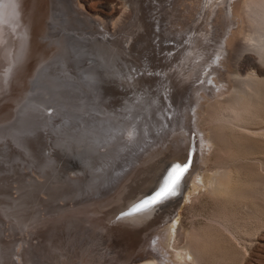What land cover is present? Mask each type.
Instances as JSON below:
<instances>
[{"label": "rangeland", "instance_id": "374dc122", "mask_svg": "<svg viewBox=\"0 0 264 264\" xmlns=\"http://www.w3.org/2000/svg\"><path fill=\"white\" fill-rule=\"evenodd\" d=\"M158 1L161 6L164 5V8L169 6L161 10L164 15L162 23L156 19L158 16L156 9L147 7L148 0L142 2L144 7L142 18L146 24L145 27L150 30L148 41L151 40L149 42L155 45L161 40L164 46L170 43L175 48L169 49V51L168 49L162 50V56H166L167 59H158L160 52L157 49V57L154 55L153 60L146 64V57L143 56L147 52L143 47L147 46L145 43V45H142V53L140 55L134 53L136 57L133 56L131 57L132 60L128 61L132 72H135L136 68H139V70L153 68V72L159 74L161 70H169L171 67L174 71L177 70L178 65L191 59V57H189V60L184 59V56L192 55L193 60H190L188 64L192 66L191 68L196 63H201V61L207 59V64L213 62L219 67L223 65L222 68H227L232 73L229 83L219 84L220 89L224 91L221 95L208 96L206 91L200 87L204 83V72L201 71V74L196 73L193 78L183 82L188 84L186 90H181L184 97H175L176 107L178 105L180 107V104L188 101L189 108L187 109L191 115L187 128L179 130V132L182 131V135L188 139H190V133H194L193 139L197 137L199 142L203 134L206 135V138H213V143L207 141L204 148L199 147L200 144L198 145V143L195 144L197 150L195 153L201 154L198 155L195 163V169L197 168L195 174L194 171L189 174L175 203L165 210H160L159 216L156 218L158 220L164 213L169 212L167 219L160 226L152 225L135 236L128 230L136 224L140 225L139 223H142L141 220L143 219H136L130 215L123 216L125 215L123 211H113L115 213L113 214L112 210L126 201V198L121 195L120 188H123L124 184L132 178V173H135L144 165L148 164L150 167L159 161L158 159L151 162L158 155L157 151H152L150 154L145 151L140 153L143 155L140 156L141 161L133 164L132 173L129 176L127 175L128 177L121 182L119 190L112 189L111 203L104 198L90 202V200L100 197V192V194H91L90 197L86 196V201L83 202L79 200L80 197L71 198L73 201L68 200L65 202L66 200L54 198L55 196L44 198L43 195H46L43 192L45 182L42 184H40V181L33 183L38 188L34 193H31L33 192L30 190L31 185L27 183L34 175L37 176L35 169H38V166H44L46 162H49V160H44L46 150V154L49 151L53 153V150H50L49 147V138L46 139L47 146L42 141L40 134L32 139L26 138V148L22 149L23 152L16 147V143H13V139L9 136L2 137L0 139V264H165L164 259L158 261L154 257L155 255L160 257L162 254L167 258L171 257L175 261L181 262V264H264V94L262 95L263 98H260L261 100H257L258 102L261 101L259 104L257 101L253 105L248 104V109L242 110L238 118H230L234 110H232L231 103L237 95V90L243 87L244 83L242 81L251 74L264 79V63L258 59L257 48L243 39L242 32L236 33L234 36L231 35L230 50L219 54L222 56L227 52L226 56L222 57L217 55L222 40H218L221 39L217 37L220 34H216L214 29L213 33H215L213 35H217L215 38L212 40L197 39L196 41L200 43L195 44H192L190 40L195 35L188 33V30L182 34L172 33L169 28V22L172 21V13H169V8H172L173 0ZM152 2L156 4L157 1L152 0ZM59 3L61 5H56L59 6V10H55V19L50 23L52 25L50 29L51 36L66 39L68 46L60 51L55 60L51 61L53 57L49 58V63L47 62L48 64L43 69L41 76L34 79L33 86L35 89L33 87L32 91L34 96L30 97L31 100L27 106L26 102L24 103V108L18 115V118L20 115L23 117L21 121L18 119L19 122L11 133L17 130H33V134H37V130H39L37 128L44 126V121L51 120L52 115L55 113L59 115V120H57H62V125L74 121L81 122L85 117L91 118L96 103L105 97L106 92L101 89V84L98 82L97 68H88L93 65V60L90 58L92 53L90 45L92 43L87 41L89 44L88 50L86 49L87 42L80 41L78 37L86 36L90 41L98 36L103 38V33L98 34L95 31L105 33L104 30H106L105 35L107 38L111 42H116L117 40L111 37V33L115 32L114 35L117 36L121 31V28L118 27L122 26L115 27L110 23L111 21L110 24L105 22L102 16L98 14V18L104 21L103 25L106 29H102L94 22L93 25L95 26L90 27L86 24L89 23L86 13L83 14L82 10L77 8L76 0H68L67 7H64L61 2ZM84 3L88 10L93 13L99 12L116 19L122 15L121 21L124 20L123 25H126L124 30L127 26L132 28L130 22L134 20L131 19V9L129 8L124 12L121 0H84L83 5ZM107 3L110 4L107 5ZM70 7L76 11L74 13L69 11ZM123 12L127 15H124ZM199 21L196 20L197 25L195 22L192 25L194 27L199 26V23H201ZM246 25L247 21L242 26L241 31L246 28ZM249 26L253 31L257 27L251 24ZM93 32L94 34H92ZM97 34L98 36H96ZM168 39H171L172 42ZM179 41H182V44L177 47ZM61 42L56 43L61 44ZM190 44L191 50L184 47L186 45L190 46ZM146 46L145 48H148ZM202 48L204 49L205 56L203 57L205 58L198 57V55L195 57L194 52L192 54V51L196 52ZM176 51L178 52L176 53ZM175 54L178 55L172 57ZM99 57L103 60L102 56ZM172 59L175 61L172 62ZM130 61L132 65L134 63L133 66ZM43 62L44 60L41 61V64ZM207 64H203L200 70L203 67L204 70L209 71V64ZM196 69L193 68V74ZM173 73V79L178 77L176 76L177 72L176 75ZM213 75L208 76L206 83L207 85L213 84L216 92L218 87L211 79L214 78ZM104 76L107 77L105 73ZM109 77L112 79L111 76ZM110 78L107 77L106 79ZM241 79L243 80L241 81ZM115 83L112 81L110 85L116 86ZM164 83L167 82L162 83V80H154L153 83L147 85L153 87V89H158L160 99L156 100H161L162 110L166 116L170 117L171 113L167 110L170 104L165 95V91L169 90V87L167 88V84L166 89H164ZM221 86L226 88H221ZM195 87L197 88L196 91ZM262 89L264 91V86ZM108 95L111 96L112 94L109 93ZM28 96L29 91L27 90V98ZM24 97L26 98V96ZM162 97L165 98L164 102H162ZM152 105L155 109L157 108L155 122L152 124L154 130L157 118L162 123H164V119L158 110L160 107L158 102L153 101ZM147 109L146 107L145 110ZM69 110L70 112L67 113ZM180 110L179 108L177 111L178 117L181 116L182 111H185L184 107L181 112ZM31 111H33V114H30ZM39 113L43 118H40ZM46 115L51 118L49 116L46 118ZM146 115L148 119L151 118L148 112H146ZM241 115H243V118ZM13 118L14 116L9 120ZM3 122L5 121H0V124ZM14 123H3L1 127H9ZM52 125L55 126L52 123L49 126L52 127ZM130 126H134V123H131ZM158 127L160 129L161 125ZM160 131L162 132V130ZM141 133L140 135L144 137V141H148V133L144 130H141ZM173 135L161 146L162 151L167 149L169 145L171 146L172 143H179L181 149L183 146L182 141L177 142L176 140L181 137V134L179 133L180 136L178 135L175 138L172 137ZM133 137L137 138L136 135L132 134L131 138ZM69 139L72 140L73 138L69 137ZM182 139L183 137L180 138V140ZM3 141L12 142L14 150L11 151ZM75 141L79 143L78 140ZM111 141L112 139L108 143ZM141 143H144L143 140H141ZM63 144H67L66 141H63ZM3 148L11 151V154ZM18 153L23 156L19 157ZM167 160V158L164 159V161ZM71 165L75 169L71 167L68 174L71 170L73 172L77 171L76 166L78 167V163H71ZM155 171L156 168L149 169L143 177L150 180ZM218 172L222 174L225 172L223 176L221 175L223 178L225 176L224 179L222 178L225 183L230 180V183L222 185V192L221 189L218 190L220 192H214L211 190V185L206 184L208 176ZM142 178H136L132 181L129 190L142 182ZM191 178L193 179L191 180ZM147 183H149L148 180ZM29 214L31 216L27 217ZM121 215L128 218L131 227H127L123 219L119 218ZM137 237L141 240H135L136 245L129 246V240L137 239ZM174 243H177L178 246L174 247ZM191 243H194V248L197 247L196 250L192 248ZM171 263L173 262L171 261Z\"/></svg>", "mask_w": 264, "mask_h": 264}, {"label": "bare ground", "instance_id": "6f19581e", "mask_svg": "<svg viewBox=\"0 0 264 264\" xmlns=\"http://www.w3.org/2000/svg\"><path fill=\"white\" fill-rule=\"evenodd\" d=\"M67 1L68 0H0V121H5L3 122L5 124L15 122L9 127H1L3 123L0 124V139H2V137L9 136L11 139H13V143H16V147L23 151L24 148H26V138L32 139L34 136L36 137V135L40 134L41 139H43L42 141L46 144V146V139L49 138V147L50 150H53V153L52 151H49V153L46 154V150L44 154V160H49V162H46L44 166H38V169H35L37 176L34 175L27 183L31 185L30 190L33 191L31 193H34L38 188L36 185H33V183L40 181V184H42L45 182V188L43 192L46 193V195H43V197L46 198L47 196H55L54 198L66 200L65 202L68 200L73 201L72 199L75 197H80L79 200H82L81 202H83L86 201V196L90 197L91 194H97L100 192L101 196L97 199L90 200V202L104 198L107 199L109 203H111L112 189L119 190L121 182L132 173L131 171L134 168L133 164H135L137 161H141V157L143 155L140 153L145 151L147 154H150L152 151H157L158 155L151 162L158 159L159 161L150 167L148 164L142 166L138 171L132 173V178L124 184L123 188H120V192L122 191L121 195L126 198V201L116 206L112 210V213L113 211H123L124 213H129L132 211H130L131 206L138 198L159 185L166 169L173 161H177L180 164V162L186 159L189 143H192L193 147H195V144L198 143V145L200 144L199 147L202 146L203 148L205 147V143L207 141L213 143V138H206V135L203 133L200 143L199 138L195 137V139H188L182 135V131L179 132V130H184L187 128L189 125V118L191 117L187 109L189 108L188 101H184L182 104H180V107L179 105L176 107L175 103V97L178 98L179 96H182L181 90H186L188 88V84H184L183 82L193 78L196 73L201 74V71H203L204 83L200 87L206 91L208 96H215L216 94L221 95L224 93V91L223 89H220L219 84H223L224 82V84H226V82L229 83L232 73L227 68H222L223 65L220 66L222 69L213 62H210V64L208 63V65L206 63V59L201 61V63H196L193 68L197 69L193 74V68H191L192 66L188 65L189 61L193 60L192 55L187 57L184 56V59L189 60V57H191V59L188 62H184V64L181 63L180 65L182 66L177 64L178 68L174 71H172L171 67L169 70H161L159 74L153 72V68L148 70H139V68H136V71L132 72L128 61L132 60L131 57L134 56V53L137 55L142 53V45H145V43L147 44L148 48H145L146 45L143 46L147 52H145V55H142L146 57V64L153 60L154 55L157 57V49H159L160 52L158 59H165L166 56H162L161 54L162 50L168 49L169 51V49L175 48L174 45L169 43L171 39H168L170 40L169 42L167 41L169 44L165 46L162 44L161 40L155 45L149 42L151 40L148 41L150 30L145 27L146 24L142 18L144 12L142 2L144 0H121V3L123 4V11L125 10L124 12H126V10L130 8L132 15L131 19L134 20L130 22L132 24H130L132 28L127 26L126 30H124V27L126 26L123 25L124 20L123 22L121 21L123 18L122 15L116 19L115 17H109L99 12L93 13L88 10V8L85 6V3L83 5L84 0H76L77 8L81 9L83 14L86 13V16L89 20V23L86 24H88L90 27L95 26L93 25L94 22L104 29V21L107 23L111 21L110 23H112V25L115 27L119 25L122 26L118 27L119 29L121 28V31L117 36L114 35L115 32L111 33V37L117 40L116 42H111L110 39L107 38L105 35V33H107L106 30H104L105 33L103 31L100 32L94 30L95 33H103V38H100L98 34L96 35L98 37H95V39L91 41L86 36L78 37V39L84 43L87 41L92 43L90 45V49L92 51L90 58L93 60V65L89 66L88 68H97L96 74L99 77L98 82L101 84V89L106 92L105 97L102 96L104 97L103 100L96 103V106L93 108L91 113V118L85 117L81 122L74 121L66 125H62V120L58 121L59 115L55 113L52 115L51 120L47 119L44 121V126L37 128L39 129L37 130V134H33V130H17L11 133V131L16 128L17 123L19 122L18 119L21 121L23 117L20 115L18 118V115L24 108V103L26 102L27 106L31 100L30 97L34 96L32 93L34 87L33 84L35 81L34 79L41 76L43 69L49 63V58L53 57L51 61L55 60L60 51L66 49L68 46V41L66 39H60L57 36H51L50 31L52 26L50 23L55 19V10H59V6L57 7L56 5H61L59 3L61 2L64 7H67ZM155 1H157L156 4H153L152 0H148L147 7H153L156 9V14L158 15L156 19L162 23L164 20V15L161 10L168 8L169 6L164 8V5L161 6L158 0ZM109 4L110 3H107V5ZM69 11L74 13L76 10L70 7ZM169 13H172V21L169 22L170 26L168 25L170 31L175 34H182L184 31L188 30V33H191V35L194 34L197 36L195 37L193 35L194 37L190 39L192 44L197 43V39L201 40L203 38L204 40H212L215 38V36H217L213 35L215 33H213V29L214 31L216 30V34H220L217 37L221 38L218 40H222L221 46L219 45L218 50L214 49L218 51L217 55L227 50V52H229L231 35L234 36V34L242 32L244 35L243 39L257 48L258 59L264 63V0H173L172 8H169ZM98 14L102 16L104 21L98 18ZM124 15L127 14L124 13ZM196 20H200L199 22L201 23L199 24L201 26H196L198 23H196ZM246 21V28L241 31V28H243L242 26L246 23ZM193 22L196 23V27L192 25ZM250 24L257 26L254 31L249 28ZM202 25L204 26L202 27ZM84 27L86 26L84 25ZM198 27H200L201 30L198 29ZM92 34H94V32ZM56 42H61V44H57ZM179 42L177 43V47L182 44V41L180 43ZM173 43L175 42L173 41ZM214 43L216 44L217 42ZM86 45V49L89 50L88 42ZM184 47H187L189 50H191V44L190 46L186 45ZM193 50H195V48ZM177 52L178 51H176V53ZM227 52H225V55L222 56H226ZM192 54L195 55V57L196 55H198V57L205 56L203 48L198 49L196 52L192 51ZM176 55L178 54H175L172 57H175ZM99 56H102L103 60ZM135 57L136 56H134V58ZM43 60L44 62L41 64V61ZM96 60L102 63H99ZM174 61L175 60L172 59V62ZM130 64L132 65L131 61ZM203 64H207L209 66V71L204 70L203 67L200 70ZM172 72H174L175 75L178 73L176 75L178 77L173 79L174 75H172ZM104 73L108 78L111 76L112 79H106L107 77L105 78ZM211 74H214V78L212 77L211 79L216 84V87H218V91L216 92L214 90L215 86L213 84L207 85L206 83L208 76ZM162 75L163 78H166L163 79ZM154 80H162V83L167 82L166 84L164 83V89H166L168 84L167 88L169 87V90L167 89L165 91V95L167 96L166 99H168L170 104L167 109L171 113L170 117L166 116L162 110V103H160L161 100H156L160 99L158 89H153V87L147 85L149 83H153ZM178 80L180 82H177ZM242 80L243 79H241V81ZM112 81L116 82V86L110 85L112 84ZM242 82L244 83L243 87L240 90H237V95L235 93L236 96L233 98L231 103L232 110L234 109L233 112L231 111L232 113L230 115V118L232 119H235L236 117L238 118L242 110L248 109V104L253 105L254 102L263 98V78H260L255 74H251L248 75V77ZM143 86H145L146 89H142ZM221 88L226 87L221 86ZM27 90L29 91L28 98ZM196 90L197 88L195 91ZM107 91L109 92L107 93ZM109 93L112 95L109 96ZM24 96H26V98ZM162 98V102H164L165 98ZM153 101L158 102V105L160 106L158 110L164 119V123H162V121L157 118V124L155 123L154 125L156 130H153L152 126V124L155 122V111H157V108L155 109L152 105ZM259 102L257 101L258 104ZM146 107L148 108L147 110H145ZM183 107L185 111H182ZM179 108L181 109L180 112H182L181 116L178 117L177 111ZM145 111L148 112L149 116L151 117L150 119H148ZM249 111L251 110L249 109ZM69 112L70 110L67 113ZM39 115L40 118H43L41 113H39ZM13 116L14 118L9 120ZM48 116L49 115H46L45 117L48 118ZM242 116L243 115H241V117ZM51 123L56 127L53 125L50 127L49 125ZM131 123H134V126L131 127ZM159 125H161L160 129L158 127ZM57 126L59 127L57 128ZM133 129L135 131H132ZM141 130H144L146 133H148V141H144V137L140 135L142 134ZM160 130H162V132ZM179 133L183 139L180 140L181 137H178L176 140L177 142L182 141L183 146L181 149L178 145L179 143H172L171 146L169 145L167 149L162 151L161 146L165 144L166 140H168L173 134L174 135L172 137L175 138L179 135ZM132 134L134 136L136 135L137 138H131ZM69 137L73 139L70 140ZM74 139L78 140L77 142L79 143H76ZM111 139L112 141L108 143V141ZM141 140H143L144 143H141ZM63 141H66L67 144L64 145ZM3 143L9 146L11 151L14 150L11 144L12 142L10 143L8 141H3ZM140 148H142V150L139 151ZM3 150L7 151L8 153L11 152L6 148H3ZM18 155L19 157L23 156L21 153H18ZM198 155L201 154H194L190 168L183 178L184 181L188 178L189 174L193 173V171L195 174L197 169H195V163ZM166 158L168 160L164 161ZM75 162L78 163V167L74 165L76 166L77 171L73 172L71 170V172L68 174V171L72 167L71 163ZM72 168L75 169L74 167ZM153 168H156L153 177L150 180L144 178V173L147 170ZM224 174L221 172H218L217 174L214 173L213 175L208 176V182H204H207L206 184L209 183L211 185L212 191L215 192L221 189L222 192V185L230 183V180L228 182L226 181L225 183L223 180L225 176L224 178L222 177ZM136 178H142V182L138 183L137 186L129 190V187L131 186L130 183ZM193 178H191V180ZM228 178H230L229 175ZM147 180L149 183H147ZM176 198L177 195L169 197L167 200L155 205L147 211L130 215L136 219L140 218L143 220H141L142 223H139L140 225L136 224V226L128 231L131 232L132 235L134 234L137 236L138 233H141L142 230H145L147 227H151L152 225L160 226V224H162L169 216V212L167 214L164 213L161 218L157 220L156 218L159 216V211L171 207L175 203ZM127 200H129L128 203ZM30 216L31 215L29 214L27 217ZM123 216L121 215L119 218L121 217V219H123L127 227H131L132 225H129L130 222L128 218ZM139 239L141 240V238ZM139 239L138 237L137 239H130L128 245L132 247L135 246V240ZM173 246L177 247L178 245L177 243H174ZM191 246L194 248V243H191ZM196 248L194 249L196 250ZM154 257H156L158 261L164 259L166 261L165 264H181V262L175 261L171 257H165L164 254L160 255V257L157 255ZM171 261L173 263H171Z\"/></svg>", "mask_w": 264, "mask_h": 264}, {"label": "snow or ice", "instance_id": "6c2138e0", "mask_svg": "<svg viewBox=\"0 0 264 264\" xmlns=\"http://www.w3.org/2000/svg\"><path fill=\"white\" fill-rule=\"evenodd\" d=\"M188 165L185 164H175L169 171L167 178L164 180L163 185L150 197L141 200L136 204L132 211L125 213V215H132L134 213H139L142 211H147L148 209L154 207L155 205L167 200L169 197L175 196L177 190L183 180L185 174L188 172Z\"/></svg>", "mask_w": 264, "mask_h": 264}, {"label": "water", "instance_id": "95a60500", "mask_svg": "<svg viewBox=\"0 0 264 264\" xmlns=\"http://www.w3.org/2000/svg\"><path fill=\"white\" fill-rule=\"evenodd\" d=\"M30 114H33V111H31Z\"/></svg>", "mask_w": 264, "mask_h": 264}]
</instances>
